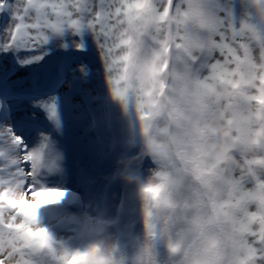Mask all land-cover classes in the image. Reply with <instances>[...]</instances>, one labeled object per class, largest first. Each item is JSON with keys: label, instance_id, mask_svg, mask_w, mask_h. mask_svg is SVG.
Returning a JSON list of instances; mask_svg holds the SVG:
<instances>
[{"label": "snow or ice", "instance_id": "6c2138e0", "mask_svg": "<svg viewBox=\"0 0 264 264\" xmlns=\"http://www.w3.org/2000/svg\"><path fill=\"white\" fill-rule=\"evenodd\" d=\"M206 3L0 0V53L38 64L51 38L82 37L56 58L58 83L99 75L83 50L92 49L113 97H135L146 136L160 122L159 135L190 137L171 157L149 140L173 160V171L142 189L149 243L140 264H154L157 239L167 242L168 264H264V50L257 60L250 47L256 41L264 49V0H251L255 23L238 25L217 18ZM39 106L49 119L56 116L55 97ZM27 139L26 128L11 137L22 158L10 153L9 175L0 177V264H29L27 253L51 250L47 231L35 227L37 211L65 195L36 188L44 156L26 151ZM225 223L230 227L217 232ZM63 259L114 264L99 247Z\"/></svg>", "mask_w": 264, "mask_h": 264}, {"label": "rangeland", "instance_id": "374dc122", "mask_svg": "<svg viewBox=\"0 0 264 264\" xmlns=\"http://www.w3.org/2000/svg\"><path fill=\"white\" fill-rule=\"evenodd\" d=\"M161 2L162 0H157V3ZM206 6L213 10L217 18L223 17L229 23H233L234 25H238L243 22L255 23L254 9L251 8V0H207ZM2 22L3 20L0 19V23ZM57 40L60 44L59 47H55ZM88 41L89 43L91 42V37H88ZM71 42L72 35L67 32L62 36L51 38L49 40V47L45 55V59L38 64L23 65L20 63L19 54L10 51L0 53V78H4L0 80H5V82L11 84L10 86L13 91L19 89V87L25 89L27 80L31 79V75H35L34 77L38 78L40 85L43 86L45 83L40 69L54 60V58L58 56L60 49L65 44H70ZM250 47L255 58L259 60L260 52L264 50L261 48L260 43L253 41L251 42ZM49 57H52L53 59L50 60ZM94 67L100 70V74L85 81L83 85L84 92L80 94L76 102V108L78 107L77 113L82 117L84 124V131L80 136L84 137V140L90 148H96L95 145L97 144L104 147L108 153L109 148L116 145L118 153L120 154L119 156L123 159L121 163L125 168V171L133 178L131 183H126V185L122 188L121 192L123 193L119 196L116 204L111 202L114 196L109 198L108 195H104L103 205L106 209H109V206L112 207L110 209V213L105 212L102 215L99 212L96 213L97 218L104 215L105 217L116 218L118 220L120 225L114 232L115 240L113 241L114 260L116 261L117 259L118 264H133L135 262V252L137 251L133 239L135 237H144L147 234V231L139 233L134 232L138 218L140 216H145L144 199L137 190L135 180L138 171L144 165L145 159L147 157L151 159L154 158L147 155L145 152L146 135L143 131L139 114L136 111L135 97L130 95L126 102H121L115 99L112 92L109 91L107 81L103 75V65L100 62V59L98 62H94ZM68 80H70V77H68ZM68 84L70 83L65 82L60 88L58 87L55 89V92L52 95L40 99L28 109H21L20 111H15L12 115H9L5 121L7 130L12 129L14 121H19L21 120L19 118L24 117H27V119H33L34 121L39 122L40 125L44 124L49 116L48 113L39 106L40 102L49 99L50 97H55L56 104ZM106 86L108 89H106ZM43 88L49 89V86H44ZM92 99L96 100L92 101ZM6 101L7 100L2 97L0 91V104ZM94 123H96L98 128L96 131L92 129ZM28 125L29 124L26 126V129L28 130L27 132L31 133L29 132L30 128ZM161 127L162 123L157 122L149 133V136L154 137L155 139L159 135L158 129ZM86 133H89L91 138H87L85 135ZM135 139L141 143V148L136 152V154L127 156L126 152ZM158 151L160 153L166 152L167 145L160 144ZM95 154V152H92L90 158L93 159ZM95 160L96 158L94 161ZM154 160L157 162L156 167L153 169L151 168L150 172L145 176V180L148 184L157 183L158 177L162 172H170L165 169L159 161L156 159ZM117 169V167H114L112 172L117 173ZM76 173H72V178H74L73 176H75ZM101 184L103 185L105 191H107L111 183L110 180L102 179ZM118 208H120V210H118ZM35 227L45 229L46 224L44 222L40 223L36 221ZM83 234L84 232L79 233V236L81 237H79V239L77 238L72 244V250H75V253H84L91 248L102 244V239L96 236L97 234L95 235V231H91V234L89 236L87 235L85 240L82 238V236H84ZM151 247L154 264H168L169 255L167 254L165 256L164 254L163 257H161V252L157 244H151ZM43 252L44 250H39L27 253L26 259L29 264H48L42 260ZM61 264H65V262Z\"/></svg>", "mask_w": 264, "mask_h": 264}, {"label": "bare ground", "instance_id": "6f19581e", "mask_svg": "<svg viewBox=\"0 0 264 264\" xmlns=\"http://www.w3.org/2000/svg\"><path fill=\"white\" fill-rule=\"evenodd\" d=\"M83 92H84V88L83 89L80 88V93H83ZM95 100L96 99H92V101H95ZM17 104L18 103H14V104H11L10 106L8 105L6 106V104L3 103L1 104V108H5V110H7L8 108L10 109L12 105L14 106ZM77 111H78V107H77L76 113ZM79 119H82V117L78 113L77 115L76 114L73 115L72 123H78L80 121ZM24 121H26L27 123L29 122V120L27 119H24L23 121L21 120V122H24ZM54 124H55L54 118L49 119V122L44 124L45 129L40 127V129L38 130L36 134L27 132L28 139L24 140L25 150L28 151L29 153H31L34 150H41L42 152H44L46 141L52 135ZM80 130L83 132L84 128L80 127ZM20 133H21V129L19 131L13 130V129L7 130L5 123H3L0 126V177H6L9 175L7 168L10 167V164H9V159H10L9 154L10 153L15 154L19 158H22V153H20V151L17 148L13 147L11 144V137L13 135H20ZM85 135L87 138H91V135L89 133H86ZM22 138L24 139L23 136H21V139ZM95 147L96 148H91V149L103 159V161L99 164H96V166L103 164L105 160H108L110 158L118 159L120 161H116L114 164L104 166L99 174H96L94 171H92L93 168H91V171L88 172L87 165L84 166V164L82 163L87 147L82 145L81 143H77L73 147L74 149L72 147L57 149L55 154L51 158L52 168L50 170V173L44 174L40 171V168H39L37 170V177L34 180V183L38 187V190L39 189H52V190H58V191L65 193V195L60 201H63V200H66V201L58 202L54 204L71 205L75 203H80L82 204L83 207H85V210L79 215L68 214L64 218H58L57 221H60V220L66 221L68 225L76 223V225L79 228H81L80 232L89 233L91 231L96 230L101 235L102 233L106 231L105 223L107 221L115 220L116 222L114 226L112 227L111 231H114L115 227L116 228L118 227V221L115 218L114 219H104L102 221H101L102 218H99V217L97 218V214H96L97 212L101 213V215L104 214L105 212L110 213L109 212L110 209H106V207H104L103 205L104 197H105L104 195L105 194L108 195L109 198L111 196L112 197L114 196L111 202L116 204L119 196L121 195V193H123L121 192L122 190L121 187H123L124 183L126 182L122 179L121 182L118 184V186L114 188H108L107 191H105V189L103 188V185L101 184V180L99 176H105V177L108 176L109 178H111L112 179L111 186H112L113 182L121 178L122 175L125 174V172L120 171L122 168L121 159L116 157V154L112 151L114 150L113 147L109 148L110 153H109L108 158L105 157L106 150L104 147H101L97 144L95 145ZM58 162L60 163L64 162L66 169L68 170L66 176L63 178H58L55 173L56 171L55 165ZM76 163H78L77 166H76ZM70 165H72V169H70ZM78 165H81V167H78ZM114 166L118 167V171H120L117 175L116 173L112 172V169L114 168ZM77 171L78 173H76ZM73 172L76 173V175L73 176L74 178H72V174H71ZM30 199L31 198L29 197V200ZM78 199L80 200V202L75 201ZM86 200L88 202H91L89 206L97 205L95 212H92L91 208L89 207L87 208L85 206ZM68 202H71V203H68ZM54 204L44 205L38 209L37 222H40V223L49 222L50 215L45 218H40V215L43 212L51 210ZM118 210H120V208H118ZM99 222H100V225L98 227L97 225L99 224ZM139 223H140V220H139ZM139 223L137 225V228H138L137 232L140 231ZM71 230H74V229H71ZM72 255H74V251L71 252L70 248H64L62 251H60L56 264H61L65 262L63 258L66 256L71 257ZM136 260L139 262L140 258L139 260L138 259Z\"/></svg>", "mask_w": 264, "mask_h": 264}, {"label": "clouds", "instance_id": "9594fccd", "mask_svg": "<svg viewBox=\"0 0 264 264\" xmlns=\"http://www.w3.org/2000/svg\"><path fill=\"white\" fill-rule=\"evenodd\" d=\"M153 139L151 136H146L145 139V152L147 155L152 156L154 159L159 161L165 169L169 170L170 172L173 171V160L168 158L171 157L173 154L177 153V150L181 148L182 145H186L190 141V137L188 135H185L184 133H179L176 137V142L173 143L170 141V139L167 136H161L158 135L155 140L159 144H166L167 145V152L168 157H165L158 152H156L152 147H150L149 140ZM125 182L131 183L133 178L130 175L123 174L121 177ZM149 185V184H148ZM146 185V186H148ZM145 186V187H146ZM143 187V188H145ZM142 188V189H143ZM144 199V196H143ZM146 201L144 199V205ZM230 227L227 223L223 225H217L216 231L219 232L221 228H223L225 231Z\"/></svg>", "mask_w": 264, "mask_h": 264}]
</instances>
